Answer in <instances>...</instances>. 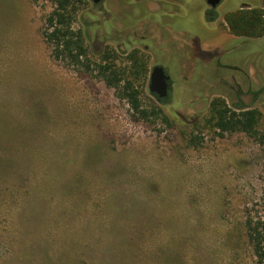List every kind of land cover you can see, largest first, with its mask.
Wrapping results in <instances>:
<instances>
[{
    "label": "rangeland",
    "instance_id": "obj_1",
    "mask_svg": "<svg viewBox=\"0 0 264 264\" xmlns=\"http://www.w3.org/2000/svg\"><path fill=\"white\" fill-rule=\"evenodd\" d=\"M54 3L0 0V264H162L161 248L254 264L243 223L264 207V29L234 35L224 18L257 10L264 24V4L223 0L209 20L206 0L76 1L71 27L93 61L110 53L142 116L94 65L53 55ZM238 91L259 112L253 137L214 126L210 103Z\"/></svg>",
    "mask_w": 264,
    "mask_h": 264
},
{
    "label": "trees",
    "instance_id": "obj_2",
    "mask_svg": "<svg viewBox=\"0 0 264 264\" xmlns=\"http://www.w3.org/2000/svg\"><path fill=\"white\" fill-rule=\"evenodd\" d=\"M76 1L78 0H55L52 11L44 21L42 32L44 42L53 49V55L56 58H62V60L80 66L88 72L94 65L97 74L105 84L118 89L119 97L126 99L134 111L145 116L146 112L141 109L139 102V93L132 83L125 80L120 87L121 75L111 60L110 53H102L98 62L93 61L85 46L81 31L73 30L71 27L76 14ZM224 20L234 35L255 37L263 33L264 24L261 14L257 10L236 11L227 14ZM241 94V91H238L236 102H232L230 105L220 99H214L210 103L214 126L219 133L241 132L252 137L257 134L256 125L259 112L246 104L242 100ZM168 99L169 96L158 99V101L165 103ZM243 232V239L250 249L254 264H264V207L263 215L259 218L246 217L243 223ZM161 258L162 264H182L184 262L181 254H172L169 248L166 251L163 248L160 249L159 261Z\"/></svg>",
    "mask_w": 264,
    "mask_h": 264
},
{
    "label": "water",
    "instance_id": "obj_3",
    "mask_svg": "<svg viewBox=\"0 0 264 264\" xmlns=\"http://www.w3.org/2000/svg\"><path fill=\"white\" fill-rule=\"evenodd\" d=\"M221 0H206L210 7H216ZM168 81L169 76L165 73L161 66H154L149 77V91L156 95L158 99H163L168 96Z\"/></svg>",
    "mask_w": 264,
    "mask_h": 264
},
{
    "label": "flooded vegetation",
    "instance_id": "obj_4",
    "mask_svg": "<svg viewBox=\"0 0 264 264\" xmlns=\"http://www.w3.org/2000/svg\"><path fill=\"white\" fill-rule=\"evenodd\" d=\"M223 0H221V2H222ZM220 2V3H221ZM259 2H261L262 4H264V0H259ZM220 3L216 6V7H210V10L206 13V15H207V18L209 19V20H212L213 19V16L212 15H214V11H215V9L220 5ZM229 29V28H228ZM230 31V30H229ZM156 66V65H155ZM159 66V65H158ZM163 68V67H162ZM165 71V70H164ZM165 73L168 75V73H167V71H165ZM169 76V75H168ZM171 85H170V76H169V81H168V89H169V92H168V96H169V94H170V87ZM254 94H257V93H254ZM156 96V95H155ZM167 96V97H168Z\"/></svg>",
    "mask_w": 264,
    "mask_h": 264
}]
</instances>
